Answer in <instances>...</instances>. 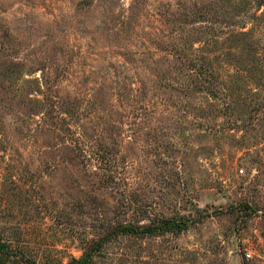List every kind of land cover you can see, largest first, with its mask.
Here are the masks:
<instances>
[{
    "label": "rangeland",
    "instance_id": "374dc122",
    "mask_svg": "<svg viewBox=\"0 0 264 264\" xmlns=\"http://www.w3.org/2000/svg\"><path fill=\"white\" fill-rule=\"evenodd\" d=\"M88 249L264 264V0H0V264Z\"/></svg>",
    "mask_w": 264,
    "mask_h": 264
},
{
    "label": "trees",
    "instance_id": "16d2710c",
    "mask_svg": "<svg viewBox=\"0 0 264 264\" xmlns=\"http://www.w3.org/2000/svg\"><path fill=\"white\" fill-rule=\"evenodd\" d=\"M178 227V225H174L172 224L171 227ZM95 250H87L86 253H84V255L82 256V258H80L79 260H74L71 264H90V259H91V256L93 255L92 253L94 252ZM4 254H8L9 252L8 251H3ZM10 254H12V252H10Z\"/></svg>",
    "mask_w": 264,
    "mask_h": 264
},
{
    "label": "built area",
    "instance_id": "2783aa9c",
    "mask_svg": "<svg viewBox=\"0 0 264 264\" xmlns=\"http://www.w3.org/2000/svg\"><path fill=\"white\" fill-rule=\"evenodd\" d=\"M240 172H243V171L241 170ZM246 256H247V258H250V254H247Z\"/></svg>",
    "mask_w": 264,
    "mask_h": 264
}]
</instances>
